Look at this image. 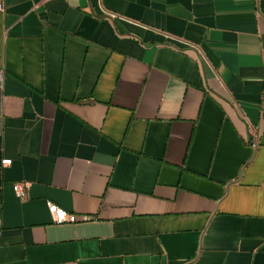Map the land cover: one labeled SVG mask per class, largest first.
<instances>
[{
    "label": "crops",
    "instance_id": "crops-1",
    "mask_svg": "<svg viewBox=\"0 0 264 264\" xmlns=\"http://www.w3.org/2000/svg\"><path fill=\"white\" fill-rule=\"evenodd\" d=\"M1 2L0 264H264V0Z\"/></svg>",
    "mask_w": 264,
    "mask_h": 264
},
{
    "label": "built area",
    "instance_id": "built-area-1",
    "mask_svg": "<svg viewBox=\"0 0 264 264\" xmlns=\"http://www.w3.org/2000/svg\"><path fill=\"white\" fill-rule=\"evenodd\" d=\"M4 5L0 0V13L4 12ZM4 80V72L0 71V85L3 84ZM13 160L5 159L2 161L3 166H10ZM14 192L16 196L21 199L25 200L28 195V184L25 182L16 183L13 185ZM49 212L52 216L53 221L56 224H65V223H76L79 221V217L76 214L69 213L66 210L58 207L56 204L52 202L47 203ZM0 231H1V223H0Z\"/></svg>",
    "mask_w": 264,
    "mask_h": 264
}]
</instances>
